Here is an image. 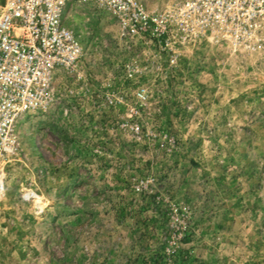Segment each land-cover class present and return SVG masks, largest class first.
Wrapping results in <instances>:
<instances>
[{"label":"rangeland","instance_id":"obj_1","mask_svg":"<svg viewBox=\"0 0 264 264\" xmlns=\"http://www.w3.org/2000/svg\"><path fill=\"white\" fill-rule=\"evenodd\" d=\"M195 7L67 3L81 54L18 123L0 264H264V29Z\"/></svg>","mask_w":264,"mask_h":264},{"label":"built area","instance_id":"obj_2","mask_svg":"<svg viewBox=\"0 0 264 264\" xmlns=\"http://www.w3.org/2000/svg\"><path fill=\"white\" fill-rule=\"evenodd\" d=\"M0 194L5 164L18 148L22 116L50 102L55 71L81 54L63 25L70 0H0ZM117 11L135 0H91ZM195 14L236 40L264 29V0H194Z\"/></svg>","mask_w":264,"mask_h":264},{"label":"bare ground","instance_id":"obj_3","mask_svg":"<svg viewBox=\"0 0 264 264\" xmlns=\"http://www.w3.org/2000/svg\"><path fill=\"white\" fill-rule=\"evenodd\" d=\"M25 114H26V113H25ZM25 114H24V115H25ZM24 115H23V116H24Z\"/></svg>","mask_w":264,"mask_h":264}]
</instances>
